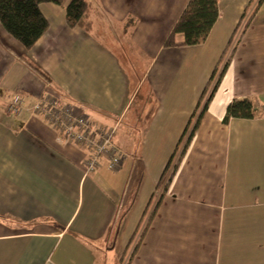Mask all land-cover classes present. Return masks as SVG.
Masks as SVG:
<instances>
[{"label": "crops", "instance_id": "obj_1", "mask_svg": "<svg viewBox=\"0 0 264 264\" xmlns=\"http://www.w3.org/2000/svg\"><path fill=\"white\" fill-rule=\"evenodd\" d=\"M216 1L202 43L165 48L188 0H97L89 15L125 34L132 60L124 40L108 48L92 35L91 18L89 31L70 22L68 1L39 5L48 28L29 50L0 24V264H264V113L222 123L233 99L264 104V0L131 255L251 0ZM48 93L93 125L118 122L114 141L126 158L116 173L102 161L85 176L82 150L41 118L7 113L15 94L29 105Z\"/></svg>", "mask_w": 264, "mask_h": 264}, {"label": "trees", "instance_id": "obj_2", "mask_svg": "<svg viewBox=\"0 0 264 264\" xmlns=\"http://www.w3.org/2000/svg\"><path fill=\"white\" fill-rule=\"evenodd\" d=\"M66 1L67 0H0V24L9 36L15 39L25 50H29L48 28V22L41 14L39 5L42 3L62 5ZM254 1L255 0L250 1L245 12L242 14L241 19L228 42L226 49H229V53L225 58L224 63L221 66H218L219 64H217L214 67L184 132L180 137L175 152L169 159L161 175L158 184L159 186L161 183L163 184L161 194L148 214L145 225L131 253L132 256L135 254L147 228L149 227L175 171L178 168L204 113L206 112L208 104L218 88L222 76L231 61L232 54L235 51L238 41L263 2V0ZM90 12L91 3L84 0H69L66 6L68 20L74 22L75 25L81 27L85 31H89L91 28V22L89 20ZM217 15L218 9L216 0H188L186 7L174 24L173 29L165 40L163 46L165 48H170L176 46H193L202 43L216 21ZM243 20L244 22L241 30L234 40V36L238 32V28L241 26ZM224 54L225 51L223 55ZM261 113H264V104L258 103L257 100L249 98L233 99L226 107L222 123L227 124L230 119H253ZM125 264H128V262Z\"/></svg>", "mask_w": 264, "mask_h": 264}, {"label": "built area", "instance_id": "obj_3", "mask_svg": "<svg viewBox=\"0 0 264 264\" xmlns=\"http://www.w3.org/2000/svg\"><path fill=\"white\" fill-rule=\"evenodd\" d=\"M6 110L12 116L29 114L41 118L58 141L82 150L85 154L81 168L85 176L97 171L102 161L107 171L116 173L126 158L114 141L118 122L111 127L93 125L85 114H79L71 105L62 103L54 93L45 94L29 105L21 95L15 94Z\"/></svg>", "mask_w": 264, "mask_h": 264}, {"label": "rangeland", "instance_id": "obj_4", "mask_svg": "<svg viewBox=\"0 0 264 264\" xmlns=\"http://www.w3.org/2000/svg\"><path fill=\"white\" fill-rule=\"evenodd\" d=\"M67 1H69V0H67ZM84 1L91 3V5L95 7L97 0H84ZM92 12H94V10ZM90 18L93 21L92 35L94 37L98 38L100 41H102V43L105 42L108 48H112L111 43H114L118 40L120 42L124 40V44L122 43L124 45V56H128V58H130L131 60H132V58H135L134 54L130 51V48L128 47V45H126V43H125V42H127L125 34L124 35L118 34L119 30L116 28L115 24H112L101 13H100V16H95L92 13ZM97 22H99V24H97ZM142 65H143V62H138L136 64L137 74H139V72L142 71V69H143ZM137 101H139V97H137V100L134 104H137ZM133 107H135V105H133ZM117 140H118V136H117Z\"/></svg>", "mask_w": 264, "mask_h": 264}]
</instances>
